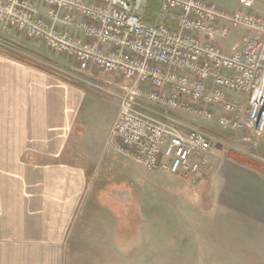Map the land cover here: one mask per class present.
<instances>
[{"label":"built area","instance_id":"built-area-1","mask_svg":"<svg viewBox=\"0 0 264 264\" xmlns=\"http://www.w3.org/2000/svg\"><path fill=\"white\" fill-rule=\"evenodd\" d=\"M257 1L227 9L215 0H160L147 25L146 0H0V24L108 78L109 94L120 90L111 139L137 165L191 175L210 148L188 118L254 138L264 132Z\"/></svg>","mask_w":264,"mask_h":264},{"label":"rangeland","instance_id":"rangeland-1","mask_svg":"<svg viewBox=\"0 0 264 264\" xmlns=\"http://www.w3.org/2000/svg\"><path fill=\"white\" fill-rule=\"evenodd\" d=\"M225 1H222L224 8L236 7L237 0ZM257 3L264 8V0ZM256 13L264 18V13ZM146 15L143 13L142 17ZM0 47L7 57L26 60L96 97L92 119L85 124L84 140L80 142L74 135L63 155L56 159L70 164L69 161H74L72 165L83 168L86 178L76 208L60 212L59 219H51L48 223V230L57 236L63 253L60 258L59 247L54 250L53 261L57 259L58 264H264L261 245L264 242L254 237V229L249 233L251 238L241 243L239 250L234 243L223 244L222 253L215 242L216 230L200 227L197 232L193 227L213 217L214 199L223 182L218 175L219 166L232 160V155L242 158L244 166L238 164L242 169L264 176V155H260L264 132L254 138L245 131H223L190 117V126L209 136L210 150L200 170L191 175L145 171L129 154L121 151L119 140L111 139L120 90L114 92L116 97L109 94L108 78L96 71H80L72 58L11 28L4 29L1 24ZM38 161L52 163L40 158ZM39 183L38 187L43 189L57 186L52 181L49 186L46 179H38ZM59 191L58 188L53 190L57 198L65 194L64 190ZM63 202L73 203L68 199ZM64 214L68 216L67 226ZM233 218L236 217H220L227 223L224 224L229 231L226 236L231 239L238 234L242 237L243 233L245 238L247 228ZM190 225L193 229L188 235ZM182 230L185 233H180ZM53 233L51 236L55 239ZM210 235L213 241L206 243ZM75 237L80 243L73 242ZM10 261L16 263L19 259L6 263Z\"/></svg>","mask_w":264,"mask_h":264},{"label":"crops","instance_id":"crops-1","mask_svg":"<svg viewBox=\"0 0 264 264\" xmlns=\"http://www.w3.org/2000/svg\"><path fill=\"white\" fill-rule=\"evenodd\" d=\"M222 1L226 2L215 0L218 7L224 8ZM255 10L264 13L259 3ZM94 97L7 57L0 47V264H58L57 259L53 261L54 250L62 247L47 226L51 219H59L60 212L76 208L86 174L83 168L72 165L74 161H69L70 164L56 159L63 155L74 135L80 142L84 140L85 124L92 119V108L96 106ZM260 155H264V144ZM38 158L52 163L39 162ZM218 175L223 182L216 192L213 217L193 224L195 230L199 232L200 227L216 230L215 242L222 253L223 244L234 243L239 250L241 243L251 238L252 229L254 237L264 242V176L244 170L232 161H224ZM38 179L48 180L49 186L52 181L57 186L43 189L38 187ZM54 188L59 193L64 190L65 194L57 198ZM6 203L10 205L8 208ZM218 215L236 217L233 219L241 221L248 235L244 238L242 233V237L238 234L230 239L226 236L229 231L224 224L227 223ZM64 216L67 226L68 216ZM190 227L188 235L193 229ZM211 238L212 235L208 236L206 243H212ZM73 242L80 243L79 238L75 237ZM62 254L60 249V258ZM12 259L19 261L6 263Z\"/></svg>","mask_w":264,"mask_h":264},{"label":"trees","instance_id":"trees-1","mask_svg":"<svg viewBox=\"0 0 264 264\" xmlns=\"http://www.w3.org/2000/svg\"><path fill=\"white\" fill-rule=\"evenodd\" d=\"M159 9H160V0H147L146 1V5H145V9H144V13H147L146 17L143 16L142 18V21L147 24V25H151L154 23V20L155 18L158 16L159 14ZM15 58V57H14ZM16 61L18 62H22L24 64H28L30 66H33L35 68H38L37 66H34L32 63L30 62H27L26 60H23V59H18V58H15ZM39 70H41L40 68H38ZM41 71H44L52 76H55L57 78H59L56 74L54 73H51L49 71H46V70H41ZM233 159H229L230 161L236 163V164H239V165H243V160L240 156H234L232 155L231 156Z\"/></svg>","mask_w":264,"mask_h":264}]
</instances>
